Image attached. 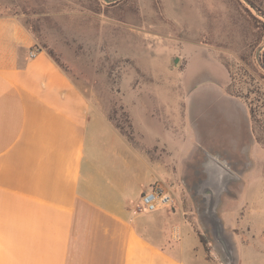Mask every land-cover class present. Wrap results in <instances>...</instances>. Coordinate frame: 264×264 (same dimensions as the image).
Returning a JSON list of instances; mask_svg holds the SVG:
<instances>
[{
    "label": "crops",
    "instance_id": "crops-1",
    "mask_svg": "<svg viewBox=\"0 0 264 264\" xmlns=\"http://www.w3.org/2000/svg\"><path fill=\"white\" fill-rule=\"evenodd\" d=\"M218 65L226 86L227 70ZM225 94L245 112L240 99ZM186 106L184 112L179 98L168 99L141 119L132 109L140 135L132 143L37 46L21 17L0 12V264H194L196 239L186 232L180 202L136 212L144 193L171 188L196 154L229 153V142L240 141L236 134L237 140L217 138L213 122L203 125L196 114L197 104ZM191 128L199 136L184 151ZM235 171L219 213L234 234L238 264L258 254L264 264V209L250 200L232 222ZM175 226L180 241L172 238Z\"/></svg>",
    "mask_w": 264,
    "mask_h": 264
},
{
    "label": "rangeland",
    "instance_id": "rangeland-1",
    "mask_svg": "<svg viewBox=\"0 0 264 264\" xmlns=\"http://www.w3.org/2000/svg\"><path fill=\"white\" fill-rule=\"evenodd\" d=\"M0 12L21 17L37 46L132 143L140 136L132 109L141 119L160 112L159 103L168 99L179 98L184 112L186 104L196 103V114L203 125L213 122L217 138L240 137L237 145L229 142V153L219 148L224 152L211 154L239 174L229 183V194L238 195L228 202L232 222L237 224L250 200L255 210L264 209V146L255 139L250 113V105L263 106L264 122V0H0ZM218 64L227 70L226 86ZM225 93L240 99L245 112L224 101ZM246 114L259 150L249 138ZM198 136L191 128L181 149H192ZM207 155L196 154L171 188L161 187L180 202L186 232L196 239L194 264H227L197 194ZM225 234L238 264L234 234ZM258 255L251 264H262Z\"/></svg>",
    "mask_w": 264,
    "mask_h": 264
},
{
    "label": "water",
    "instance_id": "water-1",
    "mask_svg": "<svg viewBox=\"0 0 264 264\" xmlns=\"http://www.w3.org/2000/svg\"><path fill=\"white\" fill-rule=\"evenodd\" d=\"M179 63L176 58L174 64ZM203 179L199 182L197 194L202 198L203 219L207 227H211L214 240L220 245L223 259L227 264H234V249L225 234L224 224L219 216L218 209L221 204L222 195L226 189V183L235 178L232 170L218 158L207 155L206 163L203 165Z\"/></svg>",
    "mask_w": 264,
    "mask_h": 264
},
{
    "label": "built area",
    "instance_id": "built-area-1",
    "mask_svg": "<svg viewBox=\"0 0 264 264\" xmlns=\"http://www.w3.org/2000/svg\"><path fill=\"white\" fill-rule=\"evenodd\" d=\"M37 52L31 53L34 57ZM173 202L172 194L170 191H164L163 188L154 186L149 192H146L141 197L142 207L138 206L136 209L137 213L143 211L154 212L159 210L162 206L170 205ZM172 238L175 241H180L182 238L181 228L175 226L172 230Z\"/></svg>",
    "mask_w": 264,
    "mask_h": 264
},
{
    "label": "trees",
    "instance_id": "trees-1",
    "mask_svg": "<svg viewBox=\"0 0 264 264\" xmlns=\"http://www.w3.org/2000/svg\"><path fill=\"white\" fill-rule=\"evenodd\" d=\"M258 93L261 91V87H257ZM263 106L258 105H250V113H251V120H252V130L255 136V139L258 143L264 146V122H262V114L261 109Z\"/></svg>",
    "mask_w": 264,
    "mask_h": 264
}]
</instances>
